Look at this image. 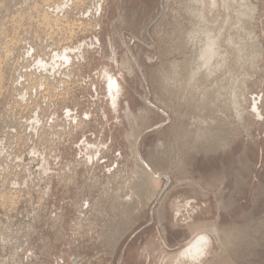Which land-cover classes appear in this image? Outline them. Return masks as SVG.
Returning <instances> with one entry per match:
<instances>
[{
    "label": "rangeland",
    "instance_id": "1",
    "mask_svg": "<svg viewBox=\"0 0 264 264\" xmlns=\"http://www.w3.org/2000/svg\"><path fill=\"white\" fill-rule=\"evenodd\" d=\"M248 2L230 0L197 84L188 35L221 26V2L198 24L191 0H0V264H264V0Z\"/></svg>",
    "mask_w": 264,
    "mask_h": 264
},
{
    "label": "bare ground",
    "instance_id": "2",
    "mask_svg": "<svg viewBox=\"0 0 264 264\" xmlns=\"http://www.w3.org/2000/svg\"><path fill=\"white\" fill-rule=\"evenodd\" d=\"M192 1V3H194L195 5H197V9L196 10H193L194 12H195V14L193 13V17H195L196 16V18L195 19H197V23L199 24V23H201V22H203V21H205V10H206V7L207 6H209L211 9H216V8H218V6H219V4H220V2H221V5H222V8H223V11H224V13H225V18L224 19H222V22L220 21V23H221V26L219 25H217V28H215V26L211 29V31H209L208 29H206V28H198L197 27V25H196V29L194 30V31H192V33L191 34H187L188 35V37H189V39L190 40H188L187 42L189 43H192V45L195 47V48H192V50H193V52H194V49H195V55H194V61L192 60L193 58H192V56H190V59H191V61H192V63H190L191 64V66H190V68H191V70L189 69V74H188V72H187V74L189 75L188 76V79L187 80H189V82L188 83H192V82H196L197 84L200 82V80L199 79H201V77H203V76H205L203 79H207L208 80V78H209V76L211 77V75L214 73V71L216 70V65L215 64H217L218 62H220L219 60H217L218 58H219V56H221L222 54H223V52H222V54L220 55V49H222V48H220V42L222 41H220V39L222 38V35H221V32L223 33V29H224V24L226 25V21L228 20L227 19V17H228V10H227V8H229V5H231L230 4V0H191ZM242 2H243V4H245L247 7H248V5H249V0H241ZM241 2H239L238 4H240ZM237 6V5H236ZM243 6V5H242ZM192 7V6H191ZM208 7V8H209ZM231 7V6H230ZM240 7V6H239ZM236 8V7H235ZM251 8H253L252 6H251ZM255 8V7H254ZM188 9V8H187ZM195 9V8H194ZM232 9V8H231ZM237 9V8H236ZM232 10H234V9H232ZM248 10H249V8H248ZM252 10V9H251ZM251 10H249L250 12H251ZM230 11V10H229ZM240 11H242V10H240ZM254 11H255V9H254ZM231 12V11H230ZM238 12H239V9H238ZM243 12V11H242ZM250 12H249V14H250ZM253 12V11H252ZM237 13V12H236ZM246 13V12H245ZM245 13H240V15L241 14H245ZM249 14H247V15H249ZM253 14V13H252ZM251 14V15H252ZM195 15V16H194ZM231 15V14H230ZM237 15V14H236ZM246 15V16H247ZM239 16V15H238ZM192 17V18H193ZM240 17V16H239ZM243 17H245V15L244 16H242V18ZM236 18H238V17H236ZM246 18V17H245ZM248 18H250V16H248ZM247 18V19H248ZM194 19V21H196ZM240 18H238V20H239ZM191 20V19H190ZM246 20V19H245ZM249 20V19H248ZM247 20V21H248ZM229 21V20H228ZM246 21V22H247ZM240 22V21H239ZM195 23V22H194ZM234 23V22H233ZM240 24V23H239ZM238 24V25H239ZM192 25V24H191ZM195 25V24H194ZM216 25V24H215ZM248 25V24H247ZM193 26V25H192ZM224 26V27H223ZM245 26H246V24H245ZM194 27V26H193ZM251 27V26H250ZM195 28V27H194ZM193 28V29H194ZM237 28H240V27H237ZM243 28H245V27H243ZM191 29V28H190ZM225 30V29H224ZM239 30V29H238ZM248 30V29H247ZM189 31V30H188ZM245 31V30H244ZM249 31V30H248ZM190 32V31H189ZM188 32V33H189ZM196 32V33H195ZM226 32V31H225ZM239 32V31H238ZM250 32H252V30H250ZM249 32V33H250ZM181 33V32H180ZM183 33H185V32H183ZM242 33V32H241ZM247 34V33H246ZM201 35H203V38L201 39L199 36H201ZM226 35V34H225ZM184 36V35H183ZM228 36V35H227ZM240 36V35H239ZM187 37V38H188ZM177 38V37H176ZM225 38V37H224ZM229 38V37H228ZM178 40V39H177ZM231 40H232V38H231ZM237 41V40H236ZM251 41V40H250ZM249 41V42H250ZM253 41V40H252ZM180 42V41H179ZM224 42H226V40L224 41ZM232 42H234L233 40H232ZM254 42V41H253ZM231 43V42H230ZM238 43V42H237ZM187 44V43H186ZM185 44V45H186ZM222 44V43H221ZM231 47V46H230ZM234 47V46H233ZM236 47V46H235ZM187 49V48H186ZM246 49V48H245ZM249 49V48H248ZM179 50V49H178ZM223 50V49H222ZM247 50V49H246ZM253 50V49H252ZM255 50V49H254ZM192 52V53H193ZM182 53V52H181ZM251 53V52H250ZM260 53V52H259ZM257 54V53H256ZM193 55V54H192ZM248 56V55H247ZM184 57H186V56H184ZM187 58V57H186ZM185 58V59H186ZM188 58H189V56H188ZM184 59V61H186ZM220 59V58H219ZM221 59H222V57H221ZM188 61H189V59H188ZM224 63V62H223ZM189 64V65H190ZM219 64V63H218ZM218 64H217V66H218ZM222 64V63H221ZM225 64V63H224ZM181 65V64H180ZM215 65V66H214ZM223 65V64H222ZM222 65H221V67H222ZM176 66V65H175ZM186 66V65H185ZM188 66V65H187ZM170 67H172V66H170ZM177 67H179L178 66V64H177ZM182 67H184L183 65H182ZM251 67V66H250ZM176 68V67H175ZM189 68V67H188ZM215 69V70H214ZM177 70V69H176ZM185 70V69H184ZM185 74V73H184ZM175 76H177V75H175ZM178 78V77H177ZM226 78V77H225ZM175 79H176V77H175ZM210 80V79H209ZM223 80V79H222ZM221 81V80H220ZM226 81V80H225ZM178 82V81H177ZM184 82H186V80H184ZM209 82V81H208ZM207 82V83H208ZM187 83V82H186ZM204 83H206V82H204ZM207 83H206V85H207ZM212 83V82H211ZM217 83H219V82H217ZM221 83H222V81H221ZM220 83V84H221ZM178 84H179V82H178ZM191 85V84H190ZM214 85V84H213ZM217 84H215V86H216ZM225 85V84H224ZM182 86V85H181ZM193 86V85H192ZM199 86V85H198ZM200 86H201V84H200ZM203 86H204V84H203ZM202 86V87H203ZM215 86H212V87H215ZM221 86H222V84H221ZM227 86V85H226ZM186 87H187V85H186ZM188 87H190V86H188ZM197 87V86H196ZM206 87V86H205ZM179 88V87H178ZM198 88V87H197ZM216 88V87H215ZM184 89V88H183ZM191 89V88H190ZM208 89H211V88H208ZM207 89V90H208ZM229 89V88H228ZM227 89V90H228ZM196 90V89H195ZM200 90V89H199ZM202 90V89H201ZM200 90V91H201ZM180 91H181V87H180ZM214 91V90H213ZM220 91V90H219ZM229 91V90H228ZM208 92V91H207ZM232 92V91H231ZM240 92V91H239ZM181 93V92H180ZM179 93V94H180ZM207 94H209V92L207 93ZM190 95V94H189ZM179 96V95H178ZM183 96H184V94H183ZM213 96V95H212ZM220 96V95H219ZM181 97H182V95H181ZM186 98V97H185ZM184 98V99H185ZM182 99V98H181ZM177 100H179V99H177ZM180 101V100H179ZM210 101V100H209ZM217 102V101H216ZM181 103V102H180ZM210 103V102H209ZM212 103V102H211ZM204 104V103H203ZM212 105V104H211ZM217 105V104H216ZM202 122V121H201ZM214 122V121H213ZM212 122V123H213ZM209 123V122H208ZM215 123V122H214ZM205 124L207 125V123L205 122ZM209 126V125H208ZM212 141V140H211ZM215 141V140H214ZM214 143V142H213ZM214 148H215V146H214ZM213 149V148H212ZM142 174H144V173H142Z\"/></svg>",
    "mask_w": 264,
    "mask_h": 264
},
{
    "label": "flooded vegetation",
    "instance_id": "3",
    "mask_svg": "<svg viewBox=\"0 0 264 264\" xmlns=\"http://www.w3.org/2000/svg\"><path fill=\"white\" fill-rule=\"evenodd\" d=\"M107 80H109V85H108V93L111 96L112 100H115V97L117 95L118 92V88H117V82L115 80H113L111 77H108Z\"/></svg>",
    "mask_w": 264,
    "mask_h": 264
}]
</instances>
